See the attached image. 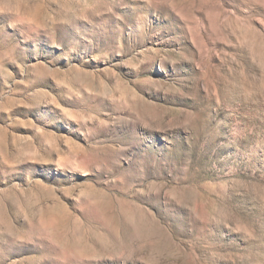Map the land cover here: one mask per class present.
Listing matches in <instances>:
<instances>
[{
  "label": "rangeland",
  "instance_id": "rangeland-1",
  "mask_svg": "<svg viewBox=\"0 0 264 264\" xmlns=\"http://www.w3.org/2000/svg\"><path fill=\"white\" fill-rule=\"evenodd\" d=\"M0 264H264V0H0Z\"/></svg>",
  "mask_w": 264,
  "mask_h": 264
}]
</instances>
